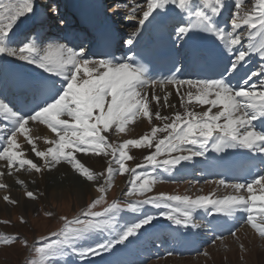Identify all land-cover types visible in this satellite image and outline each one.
Wrapping results in <instances>:
<instances>
[{"label": "snow or ice", "instance_id": "snow-or-ice-1", "mask_svg": "<svg viewBox=\"0 0 264 264\" xmlns=\"http://www.w3.org/2000/svg\"><path fill=\"white\" fill-rule=\"evenodd\" d=\"M48 7L40 11L36 0H0V75L11 61L38 70L16 82L21 94L31 98L22 105L8 100L0 88V178L22 171L43 174L66 164L78 178L97 181L105 173L95 172L82 162V156L94 155L107 160V179L97 186L100 195L76 217L60 218L61 228L51 233L56 239L41 238V246L34 247L39 255L34 264H55L60 255L74 257L79 264H92L90 258L114 254L118 246L153 228L159 218L178 228L201 227L195 221L198 209L210 216L232 218V236L246 224L264 238V168L249 173L251 179L244 182L215 181L232 189L222 197L213 198L214 193L194 198L163 192L146 195L158 182L155 170L169 172L209 152L242 149L264 164V0H113L111 5H104V15L111 19L107 15L110 7L112 16L123 15L130 26L127 38L119 41L127 46L123 56L110 51L91 52L83 40L76 42L80 38L75 36L50 40L44 29L55 17L49 15ZM60 20L66 25L58 29L62 33L67 21L63 16ZM26 21L33 27L18 34L16 30ZM149 26L167 33L170 54L175 57L169 74L159 78L150 76L147 65L137 58L136 49ZM208 38L213 41V50L197 45L198 39ZM254 56L259 63L253 68L250 63ZM209 57L215 59L213 76L180 77L182 68L177 64L181 60ZM169 86L174 87L183 112L162 114L161 109L176 107L169 103ZM196 106L202 110H194ZM139 119L147 121L149 131L120 143L110 141L111 136L126 133L128 126ZM30 125L46 126L54 134L44 138L47 147H38V137L32 134ZM131 149L147 150V154L143 163L129 168L126 161L134 159ZM117 174L130 176L123 196L143 199L124 205L113 200L101 211L94 210L107 203L104 194ZM16 183L25 188L28 200L37 199L24 180L17 177ZM7 187L0 182V189ZM2 199L9 205L18 203L9 195ZM145 206L158 212H147ZM122 211L137 215L113 228L103 240L79 243L92 233L112 227L116 214ZM215 239L222 240L223 236ZM16 240L15 235L0 234V244L5 246ZM23 243L27 246L28 242L25 239Z\"/></svg>", "mask_w": 264, "mask_h": 264}, {"label": "rangeland", "instance_id": "rangeland-1", "mask_svg": "<svg viewBox=\"0 0 264 264\" xmlns=\"http://www.w3.org/2000/svg\"><path fill=\"white\" fill-rule=\"evenodd\" d=\"M142 122L143 119H139L135 124H130L128 126L129 130L126 133L118 136L113 135L110 137V141L113 143H120L123 139L137 138L144 132L149 131L150 128L147 126H143L141 129L139 128L141 127L139 123ZM146 154L147 150L131 149L130 155H132L134 159L126 161V165L131 168L135 167L137 163H143L142 158ZM93 158L94 157L92 156H87L86 160H82V162H84L86 166H90L95 172L105 173V175L99 178L100 180L89 182L90 185H93L97 191V186L104 184L105 179H107V160L103 158L102 163L98 165L93 161ZM64 165L58 166L57 169L63 170ZM45 176V172L43 174H39L38 181H44ZM170 176L174 177V175ZM129 179L130 176H128V174L115 175L109 187V190L112 188V194L109 197L106 196L108 195V191L104 194L105 201L107 203L102 202L94 210L101 211L107 206V204L112 203L113 200H119L123 203V205L134 201L122 199L121 197V193L126 191L128 188ZM192 190L188 188L187 193H190V196L194 198L196 195L192 194ZM42 192L43 188L39 186L35 195L37 197L39 194L40 197L29 203L27 210H22L23 208L16 204L12 206V208H7L0 212V234L6 236H17V240L11 245L5 246L0 244V264H34V262L39 259V255L35 252L34 247L41 246L43 243L41 238L43 237L56 239L55 237H51V233L56 232L61 228L63 221L60 218L68 217L69 219H72L76 217L83 208H86L88 203L100 195L98 192L99 194L94 196L93 191L89 190L82 196V199H79L78 196L73 193L57 199L55 197L47 198L42 194ZM156 192L158 194L161 193L158 191ZM169 193L170 192H168V194ZM150 194L155 195L153 193ZM170 194L176 195L175 192ZM138 198L142 199L143 197L138 196ZM144 210L146 211V209ZM46 213H52V215L49 216L46 215ZM134 215L137 214H132L127 211L117 213L112 221V227L100 231L103 234L102 237H104V239L105 236L108 237L112 233L113 228L123 226L125 223L133 219ZM21 217H23V220L25 221L24 223H21ZM2 221H8V223H3ZM93 235L94 236L91 240L87 238L81 240L79 243L94 244L99 241L97 240L99 239V236L95 234ZM25 239L28 242L27 246L23 243ZM240 245H243V248H241ZM204 252H207L208 255H204ZM56 258L55 264H58L59 261H62V264H74L77 262L74 257L64 255L57 256ZM110 260L109 263H111ZM149 264H264V238L259 237L253 229L248 230V228H241V230L236 232V236L224 238L220 242L208 245L199 255L191 258H179L174 256L159 261H153Z\"/></svg>", "mask_w": 264, "mask_h": 264}, {"label": "bare ground", "instance_id": "bare-ground-1", "mask_svg": "<svg viewBox=\"0 0 264 264\" xmlns=\"http://www.w3.org/2000/svg\"><path fill=\"white\" fill-rule=\"evenodd\" d=\"M43 1H45V0H43ZM82 1L90 2L92 9L95 13L97 27H100L101 24L109 25L112 27L114 35L118 39L121 40V38L124 39L125 37H127V34L130 31V26H129V21L123 15L112 16V12L110 11V12H107V15L111 16V19H107L106 16L104 15V12H103L104 6H102L100 4L98 5L96 0H82ZM37 3L39 6L41 5L39 0H37ZM112 3H113V0H109L107 5H111ZM59 17H60V15L58 16V18ZM224 17H225V19H227L226 18L227 16L225 14H224ZM27 25H28V23H27ZM122 25H124V26H122ZM23 28H24V23L21 24L20 27L16 30L17 33L20 32ZM151 29H152V26H149L144 31L143 36L149 34ZM256 62L259 63L258 57H255V56L252 57L251 63H256ZM12 70L15 71V74H16L15 79H17V80L22 76L36 74L38 71V70L32 68L31 66L22 65L21 62H19V61H11L6 65V72L3 73L2 75H0V85L1 86H3L5 83H7L10 80V75L12 73ZM167 91L172 92V95L169 97V103L176 105V107L175 108H163V109H161L162 114L171 115L175 111L183 112V110H182L183 108L180 107L179 98L175 95L174 87L169 86ZM177 100L179 103H177ZM161 103H163V94H161ZM190 107H192V106H190ZM194 110L200 111L202 109L199 106H196ZM154 123L155 124H161L160 121H155ZM139 124L141 125V127H139L140 129L143 128V126H147L150 128V125L147 123L146 120L145 121L143 120V122L139 123ZM30 127H31V131H32L33 135L34 134L36 136L39 135V138L37 139V144L39 145V147H42V148L47 147V145L44 142V138L45 137L52 138V136H54V134H51L50 131L46 129V126L30 125ZM25 147L27 148V146H25ZM90 156L94 157L93 161L98 165H100L103 161L102 157H97L94 155H90ZM139 157H141V156H139ZM86 158H87V156L86 157L82 156V160H86ZM195 164L198 165L196 158H194L191 161L182 162L180 165L176 166V168L186 169L187 166H190L191 170L198 171V167ZM192 167H194V169ZM149 169L150 168H148V171H149ZM157 170L159 172V169H157ZM38 175L39 174H35V173L30 174V173L22 171L20 173L14 174L13 176L5 175L4 177L0 178V182L8 185V187L6 189H0V212L2 210H5L7 208H12V206H14V205L7 204L2 199V197L4 195H9L12 199L17 200L18 201L17 204H18V206L23 208L22 210H27L29 203L34 201V200H28L25 197V195H24L25 188L16 183L17 177H19V179L24 180L26 185H27V190L33 191L35 194H36L37 188L39 186L42 187L43 188L42 194L44 196H46L47 198L55 197L57 199H60L63 196H67L70 193H73V194H76L79 199H82V196L89 190L93 191L94 196H97L99 194L98 191L95 190L93 185H90V183L86 182L83 178H78L70 170V168L67 165H64L63 170L54 169V171H52V172H45L46 176L44 178V181H38ZM170 175H174V177H171ZM188 175H191L190 170H188L187 174L183 178V183H181V184L165 183L164 181H162L165 178V176L163 175L164 176L163 179L158 180V182L152 186V191L150 193L158 194L156 192V191H158V192H163V193H167V194H168V192H170V193L175 192L176 194H179V195H183V194H189L190 195V193H187V190H188V188H191V186L195 187V188H193L194 190H192L191 192H192V194H194L196 196H197V194L198 195H207L209 193H214L215 196L213 198H215L216 196L222 197L226 194L232 193V189H230V188L226 189L223 186H218L215 183V181L204 182V183L200 184L199 182L187 179ZM169 177H171L172 179H177V177L173 173L169 174ZM33 181H35V183H33ZM105 181H106V179H105ZM105 181H104V183H105ZM100 183H101V181H100ZM109 187H108V190H109ZM44 196H43V198H44ZM38 197H40L39 194L37 195V198ZM229 219H231V218H229ZM225 223H228V222L226 221ZM87 238H89L91 240L93 238V236L89 235ZM123 256L124 255H121L120 252H118V251L115 252L113 254V256L111 257V260H110L111 264H114L117 261V259H120ZM59 262H58V264H62V261H59ZM74 264H79V263L77 261Z\"/></svg>", "mask_w": 264, "mask_h": 264}]
</instances>
